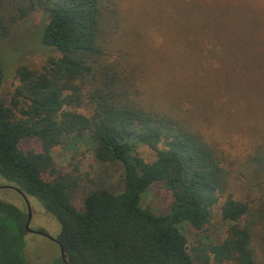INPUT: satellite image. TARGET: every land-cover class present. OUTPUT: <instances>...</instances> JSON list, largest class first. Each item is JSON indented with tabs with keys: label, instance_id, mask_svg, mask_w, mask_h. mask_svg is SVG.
I'll return each mask as SVG.
<instances>
[{
	"label": "trees",
	"instance_id": "1",
	"mask_svg": "<svg viewBox=\"0 0 264 264\" xmlns=\"http://www.w3.org/2000/svg\"><path fill=\"white\" fill-rule=\"evenodd\" d=\"M135 2L0 0V42L44 12L52 49L17 67L5 97L0 59V174L57 219L69 264H264V2ZM203 71L219 72L217 86ZM79 134L94 177L53 158ZM50 164L60 180L46 178ZM244 175L263 191L257 203L236 190ZM155 183L171 195L167 212L142 205ZM14 202L0 198V264H29L27 205ZM217 215L225 239L211 230Z\"/></svg>",
	"mask_w": 264,
	"mask_h": 264
},
{
	"label": "rangeland",
	"instance_id": "2",
	"mask_svg": "<svg viewBox=\"0 0 264 264\" xmlns=\"http://www.w3.org/2000/svg\"><path fill=\"white\" fill-rule=\"evenodd\" d=\"M137 0H127V4L131 7H134ZM264 2V0H262ZM258 8H264V5H258ZM154 9V8H152ZM150 9L149 11H151ZM147 10V9H146ZM153 14H159L158 11L152 12ZM47 24V14L44 12H35L27 19L18 23L14 28L12 34L5 40L0 42V59L3 66L4 74V84H3V96H7L18 84V79L16 78V69L19 65L27 64L30 66H41L42 63L48 58L52 53V49L46 46L43 43V33L44 28ZM158 41H161V37H158ZM246 73L248 76L250 73L248 71H237V74L232 72V75H235V80H241L242 74ZM200 75L203 77L209 76V85L217 86L218 79L220 74L217 71H214L213 75H209L208 71H203ZM232 79V78H231ZM219 89V87H217ZM215 88V89H217ZM187 106L188 102H186ZM74 137L73 147L72 148H58L53 152V158L57 163L59 168L66 170L68 164H77L81 166L82 173H90V177H94L96 171L94 168H91L93 163V152L92 144L86 136ZM234 138V139H233ZM232 138V142L227 140L229 145H226V148L231 152H239L243 150L244 143L241 134H237ZM26 146L31 147L35 146L34 144H27ZM141 151L148 155L150 154L149 150L145 147H141ZM52 161V159H50ZM235 172L238 169H244V162H232ZM51 168L45 173L47 179L50 180H60L62 178L61 173L55 167V164H50ZM244 180H235L236 190L248 196L250 200L258 202L262 197L263 191L257 186L253 187L254 180L242 176ZM243 182L244 187L242 188L241 183ZM12 185L10 181L0 174V186ZM252 188L249 190V187ZM0 198L6 199L10 202H17L19 205L23 204L26 206L25 200L23 197L12 188H0ZM30 204L32 207V221L30 226L34 230H40L47 232L51 236L57 238L61 232V226L56 218L48 214L42 207L41 203L35 197H29ZM14 202V203H15ZM75 203L77 206L81 205V196L75 198ZM172 204L171 195L163 188L161 183L153 184L142 198V205L144 207L151 208L157 213L167 212ZM244 221L241 219L237 224L241 227L244 226ZM211 230L214 232L213 235L217 239L227 237V232L229 226L224 223L220 217L217 215L212 220ZM190 238V237H189ZM260 243L264 246V239L260 238ZM260 246L258 243L256 244ZM259 258L264 263V249L263 247H257ZM25 255L29 264H56L55 258L60 257V247L59 245L49 239L48 237L36 234V233H27L26 234V246H25ZM229 264H238V263H229Z\"/></svg>",
	"mask_w": 264,
	"mask_h": 264
},
{
	"label": "water",
	"instance_id": "3",
	"mask_svg": "<svg viewBox=\"0 0 264 264\" xmlns=\"http://www.w3.org/2000/svg\"><path fill=\"white\" fill-rule=\"evenodd\" d=\"M0 188H12L14 189L15 191H17L22 197L23 199L25 200V203L27 205V212H28V215H27V221L25 223V229L28 233H36V234H41V235H44L46 237H48L49 239L55 241L58 243L59 247H60V253H61V258L63 259V261L65 262V264H69L67 262V258H66V252H65V248L64 246L62 245V243L55 237L51 236L50 234H48L47 232H44V231H40V230H34L30 224H31V221H32V207H31V204H30V200L28 199L27 195L22 191L20 190L18 187L14 186V185H6V186H0Z\"/></svg>",
	"mask_w": 264,
	"mask_h": 264
},
{
	"label": "flooded vegetation",
	"instance_id": "4",
	"mask_svg": "<svg viewBox=\"0 0 264 264\" xmlns=\"http://www.w3.org/2000/svg\"><path fill=\"white\" fill-rule=\"evenodd\" d=\"M57 243V242H56ZM58 244V243H57Z\"/></svg>",
	"mask_w": 264,
	"mask_h": 264
}]
</instances>
